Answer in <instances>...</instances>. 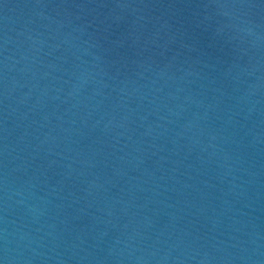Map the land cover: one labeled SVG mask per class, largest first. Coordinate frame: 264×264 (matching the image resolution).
I'll list each match as a JSON object with an SVG mask.
<instances>
[{
    "label": "water",
    "instance_id": "95a60500",
    "mask_svg": "<svg viewBox=\"0 0 264 264\" xmlns=\"http://www.w3.org/2000/svg\"><path fill=\"white\" fill-rule=\"evenodd\" d=\"M0 264H264V0H0Z\"/></svg>",
    "mask_w": 264,
    "mask_h": 264
}]
</instances>
